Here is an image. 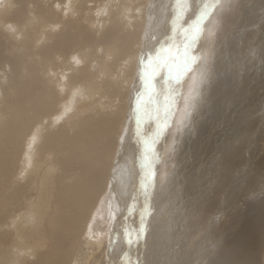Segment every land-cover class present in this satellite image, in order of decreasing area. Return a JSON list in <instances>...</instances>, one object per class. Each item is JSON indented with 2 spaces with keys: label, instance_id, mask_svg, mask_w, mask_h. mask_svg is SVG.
<instances>
[{
  "label": "bare ground",
  "instance_id": "6f19581e",
  "mask_svg": "<svg viewBox=\"0 0 264 264\" xmlns=\"http://www.w3.org/2000/svg\"><path fill=\"white\" fill-rule=\"evenodd\" d=\"M106 1H0V5H2L0 8V264H106L107 261L109 262L108 264H113V262L116 263L117 261L127 264L125 252L118 247L120 244L117 241L118 239L115 240L118 245L113 240L114 237L109 238L108 241L101 237L98 242L93 239L98 237V233L103 227V224L98 221L94 223L96 219L94 216L106 213V202L108 204L112 202L114 190H117L118 193L119 185L125 182L122 177L118 176V168L115 167L116 169L113 170L116 155L117 161L121 153L119 151L120 148H118L116 154L114 152L115 148L119 146L118 137L123 132L127 134L131 122L133 112L131 102H134V99L132 93H130L129 100L126 99V96L127 86L130 80L133 79L132 69H135L136 66H134V62L137 61V51L140 45L139 27H141L142 23H145L144 21L148 20V23L152 26V19L158 16V22L155 21L156 19L154 21L158 24V31L163 33V31L167 30L168 22L166 21L168 18L164 19L167 15L165 9L162 10L160 7L158 11V7L153 6L154 3H158L160 0H148V3L147 0H132V19L124 17L121 24L115 23L117 19L112 24L111 17L110 20L105 18L100 23L99 31H97L94 28L97 16L112 12L108 11V8L110 9L109 5L114 0ZM146 4H149L148 12L145 9ZM139 5H141L140 8L138 7ZM126 6H128V3ZM135 8L139 9L140 12H136ZM178 8L175 10H172V8L171 12L180 13V8L179 11ZM248 12L246 11L243 17L238 21L236 20V23L230 28L232 33L238 30L241 26V21ZM170 17H173V14H170ZM219 17L229 22V24H224V27L222 26V35L231 25V19L227 13L220 14ZM232 17L234 18V15ZM6 19L9 20L5 21ZM220 21L223 24L222 20ZM147 27L142 37L144 42H146L145 36H154L151 35L152 33L147 32ZM73 31L75 32L74 35L70 34ZM193 31H195L194 28ZM83 40L85 44H81V47L84 48L88 45L87 48H90V51L84 59L82 58V67L72 66V69L70 68L71 72L66 77L64 76L65 73L57 75L60 72L56 74L49 69L57 67L55 59L62 57L64 59L65 56L73 54L74 50L77 53L78 50H83V48L74 49ZM228 41V54L231 61L233 55H236L237 44L236 42V45L232 44L231 39ZM240 41L239 43L242 42ZM154 42L156 43V41H153L150 42L149 46L147 45L148 49L152 48L153 44H155ZM147 46H145L146 49ZM145 48L143 46L144 50ZM95 51L97 53L103 52L102 56H108V58L111 56V59L103 65L102 73H98L102 75L99 78L97 76V78L94 77V74L88 73L90 68L88 66L92 63L90 58L95 59L92 58L96 54ZM92 53L93 55H91ZM130 54L133 56H131L129 65L126 66L124 61L127 57H130ZM141 54V56L146 55V53ZM140 60L137 64V66L139 65L138 70H136L138 73L144 69ZM224 70L226 73L224 72L225 74H223L221 71L222 74L216 77L215 82L218 81L216 83L218 86V83H223L230 87V78L228 79L227 77L228 69L227 71L226 69ZM115 71H117L116 75L113 73ZM255 77L253 83L257 85V78H260V76L256 75ZM232 78L234 79V77ZM64 79L65 81L63 82ZM239 79V76H237L236 81H239ZM86 80L90 81L89 84L82 87L87 82ZM178 80H180V77ZM136 84L137 81L134 85ZM220 86L222 87L223 85ZM238 86L235 85L234 88V92L237 94L232 96L233 98L235 97V100L241 96ZM214 88L213 90H215ZM206 89L208 90V88ZM261 89L263 88L261 87ZM219 91L221 92V90ZM260 93L257 94L260 95ZM221 94L223 95V93ZM167 95L169 94L167 93ZM219 95L215 98L222 97V95ZM258 95L257 97H259ZM213 96L215 95L213 94ZM251 96V89L246 87L242 92L241 99L243 98L245 102L248 101L249 103L252 99ZM116 99L118 103L114 104ZM127 101H129V113L123 129ZM222 101L218 100L217 103L215 101L214 104L207 107V110L203 109L207 120L199 113L198 118H196L200 123L197 125L199 134H203L206 130L207 135V129L209 128L206 129L207 124L209 126L214 125L215 123H212V121L221 116L219 106ZM227 101H229V98ZM227 103L230 102L225 103L228 108L226 106L227 111L225 110L226 112L222 115L225 123L223 136L221 135V140H223L221 143L224 144H220V147L213 146L210 150L208 149L210 146L206 147V141L203 148L201 145L199 146L201 148H195L196 142H193L195 144H193L194 148L191 149L190 145L189 149L191 151L186 153L187 150H185L186 157H189V159L194 158L196 153H201L197 151L198 148L202 149L207 157H210L211 162L209 165L206 164L208 165L207 167L204 166L202 179L203 184L207 185V189L211 191L214 198L206 200L205 195L208 190H204L203 202L198 203L197 208L193 210L192 216L189 217L188 223L175 222L179 227L176 225L178 228L173 232L170 231V227L173 224L169 225L170 236L168 241L171 240V253L166 256L169 257L167 258L169 259L167 264H195V262L191 263V261L194 258L196 244L194 236L197 234L203 235L201 237L202 243L196 247V252L200 251L204 243H211L204 264H264V141L261 132L264 126L260 125L256 132L251 131L250 133H246L247 130L245 128L240 130L239 126L234 123L235 120L232 116L234 113L231 115L230 112L240 108L241 102L240 100L237 101L232 108H229ZM244 104L242 103V105ZM222 112H224V108ZM185 118H187V115ZM189 127L192 126L189 124ZM195 134H198V132ZM195 134H192L193 137L197 136ZM189 136H191V133ZM224 136H226V141L229 142L224 140ZM203 137L202 139L205 138ZM206 138L207 140H213L211 141L213 143L218 140L216 135H210L209 138ZM165 139H167V136ZM186 140L184 141L187 142ZM211 142L209 144H212ZM180 146H182V143ZM196 157L198 158V156ZM189 159L187 158L186 160ZM207 160L205 161L204 158L205 162L210 161ZM198 163H196V166ZM18 164H20V169ZM186 164L188 166L190 162ZM179 165L181 164L179 163ZM196 172L195 174H198ZM176 173L177 175L173 176L166 186L170 189L169 193L173 191L178 192L180 195L187 193L189 187L183 184L185 180L183 178L177 180V176L182 175L184 172ZM189 173L192 174V171ZM110 174L112 175L110 176ZM108 176L111 177L110 180ZM192 176L189 175L190 182H194ZM122 191L120 190L119 194ZM128 191L129 188L127 187L126 191H124L125 193H122L125 199L128 196ZM144 197L146 198V195ZM172 197L170 198L169 194H164L162 191L158 194V199L168 206V208L166 207L167 211L174 207L177 208V204H175ZM119 199L120 197L117 198V200ZM124 200L122 201L124 202ZM123 204L125 210L126 208L128 210L126 211L127 215H129L131 212L130 203L126 204L124 202ZM157 204L158 212L154 211L153 215L158 214L160 218L167 212L162 207L161 202L157 203L156 201L153 205L157 206ZM118 205L122 204L118 203L117 207H119ZM120 208H123V206ZM189 209L191 208L186 209V211ZM240 210L244 212L241 214ZM97 211L98 213H96ZM114 212L115 207L111 210V214H114ZM16 214H18V222L13 218H9L11 215L14 216ZM235 214L239 217L234 222L236 228L228 233L219 230L218 226H224L225 228L227 223L231 221V216ZM242 215L244 216L242 217ZM168 216L173 217L174 220L176 218V216L171 214H168ZM194 216L197 217L194 218ZM117 217L120 216L117 215ZM117 217L115 215V218ZM102 219L104 218L102 217ZM113 223H115V220ZM91 224L93 225L91 226ZM115 226L116 224L112 225V228ZM125 226L128 227V224H125ZM90 227H93V234L89 233L91 232ZM104 236H106V232ZM214 238L217 241L216 244H213ZM122 244L121 242L120 245ZM138 253L140 256L148 254L146 247L144 251L140 250ZM150 254L147 255L148 264H156V262L161 264L162 259L158 261V256ZM137 257V261L133 262L135 264H138L139 261V256ZM153 261L155 262L153 263ZM129 263L132 264V261Z\"/></svg>",
  "mask_w": 264,
  "mask_h": 264
},
{
  "label": "rangeland",
  "instance_id": "374dc122",
  "mask_svg": "<svg viewBox=\"0 0 264 264\" xmlns=\"http://www.w3.org/2000/svg\"><path fill=\"white\" fill-rule=\"evenodd\" d=\"M0 1H2V0H0ZM4 1H6V2L10 1L11 2V1H18V0H4ZM109 1L110 0H107L106 2H109ZM131 1L132 0H114L112 2V4L109 5L110 9L108 8V11L109 10L112 11V12H110L111 14L109 13V14H105V15L103 14V15L97 16L96 22L94 23V28L97 31H99L98 28L100 26V23H102V21H104L105 18H107V19L109 18L108 20H110V17H111L112 18V20H111L112 24H114V21L116 19H117L115 22L116 24H119V23L121 24L124 17H126L128 19H130V18L132 19L131 13H132L133 8H132V2ZM127 3H128V6H126ZM147 3H148V0H147ZM129 4H130V6H129ZM112 5H113V7L111 8ZM153 6L158 7V11H159L160 7L162 8V10L165 9V13L167 15L164 17V19L168 18L167 21L165 20L166 22H168L167 23L168 26H167V30L165 32L163 31V33H162L161 31H158L159 30L158 24L156 23V22H158L157 21L158 16H156V18H155L156 20L152 19V26H151V24L148 23L149 20L144 21L145 23H142V25H141L142 28L139 27V30L141 29L142 32L141 31L139 32V30H138V33L140 36V42H139L140 45H139V50H138L139 52L136 50L138 53L137 61L134 62V66L135 65L136 66H135V69L131 68L133 70V71L131 70L133 72V75H132L133 79L130 80V82L127 86L128 89H127V96H126V99L129 100L130 93L133 94L134 102H131L133 112H132L131 122H130L128 132L126 134L124 132L122 133V131H121L122 134H120V136L118 137L119 146L117 145L118 147L115 148V152H114V154H116L118 151V148H120L119 151L121 153L119 154V158L117 161H116V159H117V155H116V158L114 160L113 170L118 168L119 173L120 172L123 173L125 171L123 174L118 173V176L122 177V179L125 182H124V184L119 185L120 189L118 188L119 189L118 193H117V190H114L116 193L114 192V198H113L112 202H109V204L106 202V207H107L106 213L104 215H102V214L97 215L96 214L95 215L96 217L94 216V218H96L94 223L98 221L99 223L103 224V227H102V230L98 233V237H94L93 239H96L97 242L101 239V237H104L105 241H108L109 238L111 239L113 237H114L113 238L114 241L118 239L117 241L120 242V244H121V242L124 244V245L123 244L118 245V243L115 241L117 243L118 247L121 248V250L125 252L124 255H126L125 257H126L127 264H130L129 262H131V261H132V264H135L133 262L137 261V258H138L137 256H139L138 264H142V263L148 264L147 255L150 253H151L150 255L158 256V261L160 259H162L161 264H167V262L169 261V259H167L169 257H166V256H169L168 253H171V240L168 241V237L170 236L169 235V225L173 224L172 227H170V231L173 232L174 230H176L179 227V225L175 224V222L187 224L189 221V217L192 216L193 210L195 208H197L196 206L198 205V203L203 202L204 190H208L207 185L203 184L202 177H203V172H204L203 170L205 169V167H207L210 164L211 160H210V157H207L206 154L204 153V151L202 149H199V148H201V147L203 148L206 144V147L208 148L210 146L208 149L211 150V148L213 146H215V147L219 146L220 147V144H222V145L224 144V143H221L223 141V140H221L222 139L221 135L224 132V123H225L222 119L223 118L222 115H224V113L227 111L226 110L227 105L225 103L230 102L227 104L229 105V108H232L235 106L234 104H236L237 101L240 100V102H241L240 108H237L236 111L230 112L231 115L234 113L232 115L233 119L235 120L234 123L237 126H239L240 130L242 128H245L247 130L246 133L247 132L250 133L251 131L256 132L260 125L264 126V103H263L264 102V94H263L264 93V50H263L264 49V0H214V1L213 0H168V1L167 0H160L158 3H154ZM1 7H2V5H0V8ZM138 7L140 8L141 5H139ZM178 7L180 8V11H179ZM177 8H178V11L180 13L171 12V9L175 10ZM231 8H233V9H231ZM135 9L137 10V8H135ZM145 9L147 12L149 11V4L145 5ZM181 9H182V11H181ZM241 9H242V11H241ZM246 11L247 12L249 11V12L246 15V17H244L243 20L241 21V26L238 28V30H236L234 33H232V30L230 28L233 26L234 23H236V20L238 21L241 17H243V15ZM136 12H140V10L138 9ZM228 12L229 13L232 12V13H230L231 15ZM112 13H113V15H112ZM224 13H227L228 16H230L231 25L221 35V30L224 27L223 25L229 24V22H226L224 19L219 17L220 14H224ZM170 14L171 15L173 14V17L169 18ZM233 15H234L235 20L232 17ZM102 18H103V20H102ZM8 20L9 19H6L5 21H8ZM220 20H222L223 24H221ZM105 21H107V20H105ZM2 22H4V21H2ZM154 22H155V24H154ZM147 23H148V27H147ZM243 23H245V24H243ZM146 27H147V32L152 33L151 35H154L155 37L154 36L151 37L150 35L148 37L145 36L146 42H144L142 37L145 34ZM149 27H151V28H149ZM193 28L195 29V31H193ZM74 33L75 32L73 31L70 34L74 35ZM156 34H157V36H156ZM201 35H202V37H201ZM183 36H184V38H183ZM59 38H61V37H59ZM154 38H156V39L153 40ZM229 39H231L232 44H235V42L237 44V45L235 44L237 46L236 55H233L231 61H230L229 54H228V52H229V44H228L229 41L228 40ZM153 41H156L157 44L154 42L155 44H153L152 48L150 47L148 49L150 42H153ZM158 41H160V43H158ZM239 41L241 43H239ZM81 44H85L84 40L82 41V43H79L77 45L78 47L76 46V48H74V49L83 48V47H81L82 46ZM137 46H138V44H137ZM143 46H144V48H145V46H147V49L145 48V50H144ZM87 47H88V45H86L83 48V50L80 49V51L77 49L78 53H77V51L75 52V50H74V53L73 54L71 53L72 55L69 54V56L68 55H67L68 57L65 56L64 59H63V57L59 58V59L58 58L55 59V65L57 66L56 67L57 69L55 67L54 68L51 67L49 69H51L56 74L58 72H60V74L58 73L57 75H61V74L65 73L64 76L66 77V75H68L71 72L72 66L82 67L81 66V65H83V63L81 62V61H83L82 58L84 59L87 56L88 52L90 51V48H87ZM240 48H242V49H240ZM142 49H143V51H142ZM250 49H252V50H250ZM95 53H96L95 55H93V53L91 54L94 56L92 58H95V59L90 58L92 63L88 66V68L90 67L88 69V73L89 74L91 73V75L94 74V77L97 76L99 78V76L102 77V75H100L98 73L99 72L102 73L103 65H105L106 61H109V59H111L110 58L111 56L109 58H108V56H102L103 52L101 53V51L99 53H97L95 51ZM141 53H143V54L146 53V55L141 56L142 55ZM242 54H243V56H241ZM80 55H82V56H80ZM131 56H133V55L130 54V57H127L125 59L124 62H126V66L129 65V62L131 61ZM140 59H142V60H140ZM139 60H140V63H142L144 69H142L138 73V71L136 72V70H138L139 65L137 66V64H138ZM261 61H262V64H261ZM63 62H64V64H63ZM103 62H104V64H103ZM60 63H62V64H60ZM246 63H248V64H246ZM67 64H69V65H67ZM228 64L229 65L231 64V65L229 66ZM64 65L68 68H66ZM224 66H225V68H224ZM100 68H101V70H100ZM66 69H68L69 71L68 70L66 71ZM224 69H226V71L228 69L227 77H228V79L230 78V82H229V85H231L230 87H228L227 84L218 83L219 86L220 85L224 86V87L223 86L219 87L216 84L218 81L215 82L216 77L218 75H220L222 73L223 74L226 73ZM157 71H158V73H157ZM221 71H222V73H221ZM113 73H115V75H116L117 71H115ZM256 75L260 76V78H257V85H255L253 83L254 78H256L255 77ZM237 76H239V78H240L239 81H236ZM179 77H180V80H178ZM232 77H234V79ZM181 78H183V79H181ZM64 81H65V79L63 80V82ZM136 81H137V84L134 85V83ZM89 82L88 81L85 82V84L82 87H85L87 84H89ZM210 84H211V86H209ZM213 85L215 86V88ZM235 85H237V86L240 85V86H238V89H239V92L241 93V96L237 100H235V97L234 98L232 97V96H235L237 94L236 92H234ZM260 85L263 89H261ZM147 87H149V88H147ZM210 87H212V88H210ZM216 87H217V89L218 88L219 89L217 90ZM239 87H241V88H239ZM246 87L250 88L251 92H252V96H251L252 99H251V102H249V103H248V101L245 102L243 100V98L241 99L242 92ZM206 88H208V90ZM213 88L216 91L213 90ZM219 90H221V92ZM197 91H199V92H197ZM203 91H205V92H203ZM167 93L169 95H167ZM221 93H223V95ZM257 93L258 94L260 93V95H258ZM161 94H162V96H161ZM177 94H179V95H177ZM201 94H203V95L201 96ZM206 94H208L209 96L207 95L208 96L207 97ZM210 94H212V95H210ZM213 94L215 96H213ZM219 94L222 95V97ZM256 94L259 97H257ZM218 95L220 96L219 98H223V97L224 98L223 99H219V98L216 99L215 97H217ZM260 96H263V97H260ZM203 97H205V98H203ZM163 98H166V99H163ZM207 98H209V99H207ZM225 98H227V99H225ZM228 98H229V101H227ZM210 100L211 101L213 100V101L211 102ZM218 100L219 101L224 100L222 102H223V104H225V105H223L222 102L220 103L219 110H220L221 116L217 117L215 121H212V123H215L214 125L209 126V124H207L206 129L209 127L207 129L208 130L207 135H206V130L204 131L203 134L202 133L199 134V128H197V125L200 123H199V121H197L196 118H198V115L200 113V114H202L203 118L205 117L204 119L207 120L206 114L203 112V109L207 110V107L214 104V102L217 103ZM171 101H172V103H171ZM116 103H118L117 99L115 100L114 104H116ZM128 103H129V101H127V104H126V111H125V115H124L125 121H124L123 126H122L123 129H124V127L126 125V121L128 119V113H129ZM163 103H164V105H163ZM242 103L243 104L245 103L246 105L245 104L242 105ZM230 105H232V106H230ZM194 106H196V107H194ZM223 108H224V112H222ZM227 108H228V106H227ZM186 115H187V118H185ZM162 116H163V118H162ZM250 116H251V118H250ZM164 117H165V119H164ZM194 119H196V120H194ZM195 121L197 122V124ZM189 124L192 127L194 126L196 129L194 127L193 128L189 127ZM144 126H145V128H144ZM159 127L162 129H160ZM188 128H190L189 131H187ZM191 129H193V130H191ZM190 130H191V132H190ZM194 132L195 133L198 132V134H195ZM261 132H262V139L264 141V128L261 130ZM185 133H187L186 134L187 137H186ZM190 133H191L192 137L189 136ZM192 134L193 135L195 134L197 136L199 135V136L193 137ZM210 135L211 136L216 135L218 140L220 139V141L217 140V142L214 141V143H213V142H211L213 140H207L206 137L209 138ZM166 136H167L168 140L165 139ZM183 137H185L187 140ZM202 137L204 139H202ZM119 138H121V139H119ZM192 138H193V141H192ZM199 138H201L200 139L201 141L198 140ZM121 140H122V145H121ZM184 140H186L187 142L189 141V142L187 143ZM224 140L225 141L227 140L226 136H224ZM162 141H164V142H162ZM180 141H181L183 147L180 146L181 145ZM193 142L194 143L196 142L195 144L197 146ZM204 142H205V144H204ZM210 142L213 145L209 144ZM218 142H219V144H218ZM226 142H229V141H226ZM158 143L160 146L158 145ZM184 143H186V144H184ZM200 143H202V144H200ZM193 144L195 145V148L199 147L201 145V147H199L197 149V151L201 152V153L195 154L196 156H198L199 159L195 155H194L195 157L193 156L194 158H190V159H189V157H186L187 156L186 153L187 152L189 153V151H191L189 149V146L191 145L190 146L191 149L194 148ZM122 146H123V148H122ZM182 148L184 151L182 150ZM178 150H179V152H178ZM185 150H187L186 153H185ZM177 152L180 154H178ZM133 154L136 156H134ZM181 154L183 155V157ZM184 154H185L186 158L184 157ZM159 157H162V158H159ZM187 158L189 160H186ZM204 158H205V161L208 158H209L208 160H210V161L207 160L208 162H205ZM167 159H169V160H167ZM184 160H185V162H184ZM192 160H193V162H192ZM196 161H198L199 163ZM182 162H184V163L182 164ZM189 162H190V164L188 165L189 168L192 166V168H190V169L187 168L188 166L186 164ZM195 162L198 163L197 166H196ZM179 163L181 165H179ZM200 163H202V164H200ZM206 164H208V165H206ZM118 165L120 166V168ZM195 166L196 167L200 166V167H198L196 169ZM184 167L186 168V170H184L185 169ZM18 168L20 169V164H18ZM198 169H199V171H198ZM194 170H195V172L197 171L196 173H198V174H195ZM181 171H182V173L183 172L184 173L182 175H178L177 180L179 178H183L185 180V182L183 184L186 187H189L188 192L180 195L178 192L173 191L172 193L170 192L171 194H173L172 195L173 197H172L171 194L169 193V191H170L169 187H166V186L172 180L173 176L177 175L176 172L181 173ZM190 171H192V174L189 173ZM111 175L112 174H110V176ZM189 175H191V176L193 175L192 178H193L195 183L189 181ZM110 176H108L109 180L111 178ZM127 181H128V184H127ZM127 187L129 188V191L127 193L128 196L125 199L124 194H122V193H125L124 191H126ZM179 189L181 190V188H179ZM120 190L121 191L123 190L120 193L121 196H119ZM161 191L164 194H169L170 198L172 197V199H174L175 204H177V206H176L177 208L174 207L175 209L172 208L170 211H167L168 206L165 205L161 200L158 199V194ZM174 193H175V195H174ZM178 194H179V196H178ZM145 195H146V198L144 197ZM156 195H157V198H156ZM118 197H120L119 200H117ZM212 198H214V196L212 195L211 191L208 190L206 192L205 199L207 200V199H212ZM178 199H179V201H178ZM120 200L122 203L119 202ZM122 200H124V202H126V204L130 203L129 205H131V208H130L131 212L129 213V215H127V213H126V211H128V210H127V208L125 210V208H124L125 206L123 204L124 202ZM132 200H133V203H132ZM156 201H157V203L161 202L162 207H164L166 209V212L168 214L176 216L175 220L173 217L168 216L167 213L163 214L162 216L160 215L161 216L160 218L158 217V214L153 215L154 211L158 212V204H157V206L153 205ZM118 203L122 204V205H118L119 207H117ZM179 204H181V205H179ZM121 206H123V208H120ZM143 206H144V208H142ZM113 207H115V212H114V214H111V210L113 209ZM188 208H191V209L186 211V209H188ZM178 209H180V210H178ZM203 210H204V206H203ZM203 210H202V212H203ZM98 211H99V209H98ZM98 211L96 213H98ZM172 211L173 212L176 211L175 214H173ZM239 212L242 214L244 211L240 210ZM108 215H109V217H108ZM115 215H116V217L118 215L122 218L121 219H119L120 217L115 218ZM197 216H201V215H197ZM197 216H194V218H196ZM243 216L244 215H242V217ZM17 217H18V214L14 215V216L11 215L9 218H13L16 222H18L19 219H17ZM102 217L104 219H102ZM238 218L239 217H237V214L232 215L231 221L229 223H227L225 228H224V226H218L219 230L226 232V233L230 232L232 229L236 228L234 226V222ZM113 219L115 220V223H113L114 222ZM118 220H119V222H118ZM115 224H116L115 227H117V228H115V227L112 228V225H115ZM125 224L126 225L128 224V227H126ZM92 225L93 224H91V226ZM117 225H119V226H117ZM176 225L178 227H176ZM228 227H229V229L227 230ZM92 228L90 227V231H91V232H89L90 234H93ZM200 228H201V225H200ZM8 231H13V230H8ZM105 232H106V236H104ZM202 235L203 234H197L194 236V242L196 244H195V249H194V258L191 261V263L195 262V264H204V261H205V258H206L207 252H208V248H209L211 243H207V244L204 243V245L202 246L200 251L196 252V247L200 243H202V241H201ZM173 238H174V236H173ZM119 239H120V241H119ZM136 240H138V241L136 242ZM213 240H214L213 244H216L217 241L215 240V238ZM145 247L147 249L148 254L144 255V256H140V254L138 252L140 250L144 251ZM133 248H135V249H133ZM139 248H141V249H139ZM136 250H138V251H136ZM163 253H165V254H163ZM154 262L155 261H153V263ZM108 263L109 262L107 261L106 264H108ZM116 263L117 264H123V263H121V261H119V262L117 261ZM116 263L113 262V264H116ZM156 264H157V262H156ZM158 264H160V262Z\"/></svg>",
  "mask_w": 264,
  "mask_h": 264
}]
</instances>
